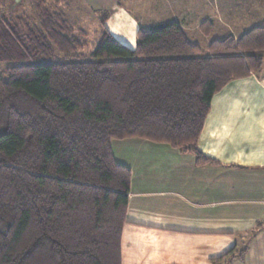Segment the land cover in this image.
I'll list each match as a JSON object with an SVG mask.
<instances>
[{"label": "trees", "instance_id": "1", "mask_svg": "<svg viewBox=\"0 0 264 264\" xmlns=\"http://www.w3.org/2000/svg\"><path fill=\"white\" fill-rule=\"evenodd\" d=\"M30 1L25 35L0 20V63L12 64L0 75V264H121L131 173L111 142L165 143L213 164L196 147L211 99L260 71L264 25L203 52L177 23L159 24L131 50L101 17L85 55L57 0Z\"/></svg>", "mask_w": 264, "mask_h": 264}, {"label": "crops", "instance_id": "2", "mask_svg": "<svg viewBox=\"0 0 264 264\" xmlns=\"http://www.w3.org/2000/svg\"><path fill=\"white\" fill-rule=\"evenodd\" d=\"M65 1L56 9L75 36L99 39L106 12V30L131 50L140 28L159 24L177 23L190 40L206 21L207 36L234 39L264 25L261 0H77L86 10L75 22ZM111 147L131 173L121 264H264V61L211 99L196 147L213 164L146 139Z\"/></svg>", "mask_w": 264, "mask_h": 264}, {"label": "rangeland", "instance_id": "3", "mask_svg": "<svg viewBox=\"0 0 264 264\" xmlns=\"http://www.w3.org/2000/svg\"><path fill=\"white\" fill-rule=\"evenodd\" d=\"M195 1L197 0H193V2ZM30 2H31L30 0H2V3L0 4L2 6V8L0 9V15H2L0 16V20L5 19L9 23V25L17 29L21 33V35H25L28 30L34 27V20L32 18L33 16H31V13H30L31 12V8L29 5ZM55 5L56 4H51V3L49 4L51 9L59 12V10L56 9ZM82 8L84 7H82L81 3H79L77 0H66L65 5L61 6L60 10L66 15V17L68 18V21L72 22L84 14V12L81 10ZM78 10L80 11L79 15L77 13ZM100 15L102 17H105L107 16V13L104 12V13H101ZM206 30L210 31L211 28L209 27V30H208V27L205 29H200V31L196 30V35L190 36L191 41L199 45V47L201 48L203 52H205L206 46L207 44H209L208 42H210L212 39L223 38L222 36L220 35L218 36L216 34L209 37L204 33L206 32ZM90 35H93V33H91ZM90 35L87 36L88 40L77 35L78 38H80L81 40L87 43V46L83 49V52H82L85 55L88 53L89 50L93 48V46L96 44L98 40L97 37H93ZM9 66H12V64L0 63V75H2L3 78H5V71L7 67Z\"/></svg>", "mask_w": 264, "mask_h": 264}]
</instances>
